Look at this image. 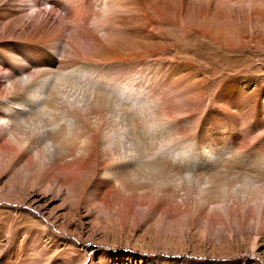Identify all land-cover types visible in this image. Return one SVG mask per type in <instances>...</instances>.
<instances>
[{
    "label": "rangeland",
    "instance_id": "374dc122",
    "mask_svg": "<svg viewBox=\"0 0 264 264\" xmlns=\"http://www.w3.org/2000/svg\"><path fill=\"white\" fill-rule=\"evenodd\" d=\"M10 3L28 9L25 2ZM28 10L26 14L34 13ZM38 16L46 19L48 13L40 11ZM261 29L264 30V25ZM162 30V33L158 31L162 41H166L164 37L168 40L159 56L194 66L198 70L194 79L207 80L206 96L197 110L183 108L158 112L162 115V123L159 121L153 126L157 128L148 148L141 143L129 145L128 139H124L123 151L119 153L109 144L93 146L92 151L84 150L80 140L74 153L66 158L68 171H56L51 161L58 160L60 155L57 144L50 141L45 150L52 157L41 159L40 147L29 146L25 136L13 126L0 129V264H264V198L255 194L261 183L257 168L264 170V126L235 125L233 133L247 137V143L239 147L238 142L225 133V123L219 124L215 132L210 122L222 111L213 96L228 80L256 78L264 87V41L239 46L241 49L229 46V51L226 43L216 44L204 35L193 33L203 52L213 47L225 53L244 54L231 60L215 56L209 64L205 62L207 59L201 60L192 52L176 54V42L182 38L177 26L164 21ZM251 32V35L258 34L256 28ZM4 38L3 41L9 42L16 39ZM45 46V52L58 59L73 56L64 46ZM148 60L143 63L147 70L135 76L136 82L145 86L137 89L139 100L149 105L164 100L172 104V93L163 90L161 96L160 91L150 87L155 79L150 78L154 73L149 71ZM240 63L242 66H238ZM11 66V61L0 52V75L3 77L0 90H14L15 77L9 73ZM85 68L86 76L90 77L91 65L85 64ZM192 74L191 67L182 68L176 80L190 78ZM23 75V79H27L26 74ZM218 75L222 78L220 82ZM160 80H156L157 83ZM4 94L0 93V125L15 122L14 112L9 111L11 108L21 113L25 110L24 114L28 109L22 103V106H12L13 97ZM94 100L95 96L87 104ZM229 112L233 115L228 121L231 126L235 118L251 117L249 111L242 113L237 108ZM122 126L125 127L124 123ZM180 131L182 133L175 136ZM20 139L24 140V145L19 143ZM150 145L160 147L173 159L171 173L156 169L155 162L150 171L141 169L143 163H150ZM138 152L147 155L148 160L146 157L140 160ZM46 173L51 178L45 176ZM68 181L70 184L66 185Z\"/></svg>",
    "mask_w": 264,
    "mask_h": 264
},
{
    "label": "bare ground",
    "instance_id": "6f19581e",
    "mask_svg": "<svg viewBox=\"0 0 264 264\" xmlns=\"http://www.w3.org/2000/svg\"><path fill=\"white\" fill-rule=\"evenodd\" d=\"M4 1L0 0V37L8 38L7 35H9V38L16 39L9 42L3 41L5 40L3 37L0 42V52L11 61L12 66L9 68V73L15 77V86L13 91L1 90L6 95L13 97L12 106L15 104L22 106V103L28 109L24 114L25 110H22L23 113H21V110L18 111L14 109L15 107L11 108L9 111L14 112L15 122L0 125V129L5 130L8 126H13L15 131L25 136L23 138L29 146L40 147L39 157L41 159L49 158L50 155L52 157V154L45 150L50 141L57 144L60 148L58 160L55 158L54 162L51 161L52 158L50 160L53 164L51 166L56 171L67 170L69 163L66 158L72 154L75 145L80 140L83 142L82 145L84 144V150L92 151L93 146L109 144L119 153L123 151L124 139H128L129 145L134 146L141 143L145 148H148L149 141H154V130L157 128V126L154 128V125L157 122L160 123L162 118L158 112L199 108L206 96L207 80L194 79V76L198 74V70L194 66L180 63L176 61L177 59L166 60L165 57L159 56L160 51L167 47L168 38L164 37L166 41H162L163 37L159 35L160 32H163L162 23L164 21L171 22L182 33V38L175 45L176 54L192 52L201 60L207 59L205 62L208 61L209 64L213 63L212 60L215 56H225L231 60L234 57L239 59L244 54L242 52L235 53V51L225 53L210 46L211 50L203 52L200 49L202 45L197 38L192 36L193 33L204 35L213 42L215 41L216 44L224 42L228 46V50L229 46L236 49V47L240 48L239 46H246L249 43L252 45L264 41V30L261 29V25H264V20H262L264 19V0H237L236 2L229 0ZM15 1L25 2L27 4L25 6L29 10L19 4L10 3ZM27 10L34 11V13L26 14ZM40 11H47L46 19L39 18ZM255 28L258 34L254 32L256 35H251V30ZM158 31L160 32L158 33ZM246 37L249 40H245ZM9 38L8 40L12 39ZM45 45L64 46L73 56L58 59L54 54L50 55L45 52L43 48ZM197 46H199L198 49ZM147 59L150 61L149 71L154 73L150 78L155 79L150 87L155 89L154 91H160L161 96L163 90L172 93L174 100L172 104L164 100L149 105L148 102L144 101L143 103L141 102L143 100H139L137 89L143 88L144 85L138 83L139 81L136 82V77L147 70L146 63L143 64ZM227 60L225 59V61ZM81 62L82 66H80ZM243 63L238 66H242ZM85 64L91 65L90 77L86 76ZM188 66L193 69L192 77L176 80L179 70ZM23 74H26L27 79H23ZM221 79H218L219 82ZM101 80L102 82H97ZM156 80H160L159 83ZM2 82L3 77L0 75V87ZM146 82L144 83L146 84ZM112 85L117 87H108ZM263 88L261 82L256 78H234L225 82L222 89L213 96L216 97L222 111L214 116L212 121L210 120L214 125L212 130L216 132L217 126L225 123V133L238 142L237 146L243 147L247 143L245 142L247 137L243 134L235 135L233 133L234 126L237 124L245 125L246 128L255 124L264 126ZM2 92L0 93L3 95ZM93 96H95L94 102H90L91 104L88 105L87 103ZM138 106L145 110L138 109ZM231 108H237L242 113L249 111L251 117L245 120L235 118L234 125L231 126L228 123L233 117L229 112ZM138 110L144 115L142 121L138 119ZM208 111L212 112L213 110L209 109ZM146 112H149L147 117H150V123L147 121L148 118L146 119ZM123 123L125 127L122 126ZM181 133V131L177 132L175 136ZM167 135L169 136V134ZM20 140H22L19 142L20 144L24 143L23 139ZM126 145L125 147H127ZM30 148L25 147L27 150ZM159 148L156 147V149ZM150 166V163H143L141 169L148 168L149 170ZM153 166L167 173L163 163H156ZM257 170L261 177V183L255 194L263 195L262 198H264V170L260 167ZM261 172L263 173L260 174ZM44 175L51 178L48 173ZM46 178L44 179L46 180ZM69 181L67 184L66 181L65 184H70ZM50 186L52 185L50 184ZM224 187L226 188V186ZM214 197L219 198L220 196Z\"/></svg>",
    "mask_w": 264,
    "mask_h": 264
},
{
    "label": "water",
    "instance_id": "95a60500",
    "mask_svg": "<svg viewBox=\"0 0 264 264\" xmlns=\"http://www.w3.org/2000/svg\"><path fill=\"white\" fill-rule=\"evenodd\" d=\"M139 111L140 110H138V113H137L138 119H139V121H142L144 115H143V113H141ZM150 148H152L151 151H150V155H148L150 157V165H153L154 162L155 163H161V164L163 163V165L166 168V170L169 171V168L172 165L173 159H171L170 156L167 153L162 152L159 147H158L159 149H156V147H153L152 145H150ZM136 155L139 156L140 160L143 159V157L144 158L146 157L145 159L148 160L147 155H144V153H142V152H138Z\"/></svg>",
    "mask_w": 264,
    "mask_h": 264
}]
</instances>
